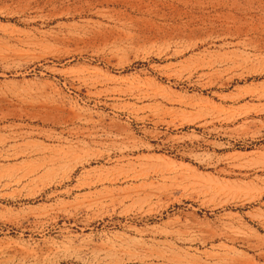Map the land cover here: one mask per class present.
Masks as SVG:
<instances>
[{"label": "rangeland", "instance_id": "rangeland-1", "mask_svg": "<svg viewBox=\"0 0 264 264\" xmlns=\"http://www.w3.org/2000/svg\"><path fill=\"white\" fill-rule=\"evenodd\" d=\"M0 264H264V0H0Z\"/></svg>", "mask_w": 264, "mask_h": 264}]
</instances>
